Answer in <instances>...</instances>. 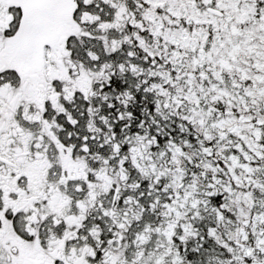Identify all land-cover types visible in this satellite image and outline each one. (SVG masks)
<instances>
[{
    "label": "snow or ice",
    "instance_id": "1",
    "mask_svg": "<svg viewBox=\"0 0 264 264\" xmlns=\"http://www.w3.org/2000/svg\"><path fill=\"white\" fill-rule=\"evenodd\" d=\"M0 264H264V0H0Z\"/></svg>",
    "mask_w": 264,
    "mask_h": 264
}]
</instances>
